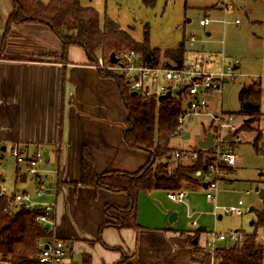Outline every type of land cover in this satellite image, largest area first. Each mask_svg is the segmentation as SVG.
<instances>
[{
  "label": "crops",
  "instance_id": "0c3cea01",
  "mask_svg": "<svg viewBox=\"0 0 264 264\" xmlns=\"http://www.w3.org/2000/svg\"><path fill=\"white\" fill-rule=\"evenodd\" d=\"M225 4L221 6L224 8ZM12 7L13 0L0 1V158L6 144L10 148L18 147L26 155L42 149L45 161L49 160V153H56L59 160L55 191L62 185L63 190H68L63 193L59 212L55 202L53 221L57 229L55 233L54 230L50 232L64 243L66 241L70 258L64 259L63 264H77L75 254L80 256V264H203L200 250L205 248L209 236L207 229L202 224L192 227L190 221L184 223L185 215L197 222L204 214L199 210L195 191L205 187L196 174L195 186L181 184L179 189L185 192L182 202L167 197L171 190H138L132 198L131 214L125 211L130 205L126 191L80 183L83 156L91 159L95 174L116 175L137 172L148 163L149 154L145 151L148 158L143 164L138 153L142 149L131 148L124 141L122 132L127 111L116 80L93 67L84 50L83 55H79L70 53L69 48L66 57H62L61 41L44 23H14L5 32ZM184 59L183 55V64ZM237 67L234 64L233 70ZM182 90L173 95L183 98ZM210 93L214 92L207 95ZM156 97L161 100L160 96ZM184 101H180L181 112ZM120 103L124 109L123 123L118 122L122 114ZM244 121L228 127L226 135L239 134L237 129H243ZM176 135L188 137L183 127ZM240 142L233 144L226 140L225 145L232 148ZM197 143L194 148L199 147ZM16 165L15 178H26L21 170L23 164ZM232 172L228 171L221 183L228 185ZM0 186H3L1 176ZM14 192L20 191L7 194ZM208 202L209 206L213 205ZM77 205L82 211L73 215L72 208ZM107 205L119 207L121 215L106 217L104 208ZM209 209L208 214L213 215V207ZM173 212L175 217L169 220ZM213 217L221 219L222 214ZM75 228L80 234L75 233ZM201 236L204 240L200 246ZM0 257L2 261L1 254Z\"/></svg>",
  "mask_w": 264,
  "mask_h": 264
},
{
  "label": "rangeland",
  "instance_id": "374dc122",
  "mask_svg": "<svg viewBox=\"0 0 264 264\" xmlns=\"http://www.w3.org/2000/svg\"><path fill=\"white\" fill-rule=\"evenodd\" d=\"M48 1L41 0L43 3ZM77 1L83 7L94 9L100 28H104L109 23L114 24L134 43L144 44L149 49L159 52V67H163V63L166 62L163 57L164 53L179 48L183 50L185 65L194 60L203 63L205 70L211 72L219 71L222 65H224V69L228 65H238L233 70V78L227 79V81L223 80L218 91L210 93L206 99L209 103L208 111L212 114L221 110L223 113L234 116L233 120L227 122L226 127L237 125L239 121L246 120L247 126L241 131H239L240 128L237 129L236 132L241 135V142L232 147L239 157V163L229 176L231 182L228 185L219 184L216 200L220 207L236 206L237 202L242 200V215L233 216L219 210L217 214H222V217L214 220L213 215L208 214L211 212L209 208H212L213 205L209 206L204 190L197 188L195 192L199 210L204 213L197 223L204 225L208 234L210 232L228 234L238 231L243 235L251 234L263 239L264 222H259V213H264V194L259 197L254 188L257 187L258 190L264 191V0H153L152 3H146L145 0ZM222 3L231 5L232 10L225 12L221 6ZM204 17L208 19V24L201 26L199 21ZM236 19L240 21L239 24L234 23ZM190 37L194 38L193 45L189 43ZM52 38L59 42L54 36ZM68 50L70 53L79 55L84 53L83 49L76 44L70 45ZM137 54L140 56V53ZM98 58H101L106 64L110 62L108 57L106 59L102 56ZM168 63L174 64L171 61ZM101 71L120 75L122 81L127 83L128 76L120 70ZM243 88L251 89V92L257 96L258 115L251 117L239 115L238 94ZM89 97L88 95L87 99ZM186 102V100L182 102L183 108L186 107ZM120 107L122 114L118 118V122L123 123L124 109L121 103ZM222 125L224 126V124ZM223 126L221 129L224 128ZM217 127V122L212 120L211 114L187 116L183 123V133L188 134V137L183 138L182 135H176L170 138L168 146L171 150L159 159L156 158L153 164L148 165L149 171H154L156 164L162 161H167L171 169L176 164L172 156L174 149L194 148L197 141L200 138L203 139L207 132H210L213 137ZM40 152L43 155V160L37 165V177L27 175L23 165L21 170L26 178L17 180L15 178L17 165L15 159L10 155V145L6 144V150L1 152L0 160L2 184L9 193L15 190H25L29 192L27 193L30 197L32 196L38 201L51 204L57 201L59 209L57 211L59 212L63 204V193H67L68 190H63L62 185L61 189L55 191L59 159L56 157V153L52 152V154L49 153V160L45 161L43 150L41 149ZM138 153L144 164L148 158L147 153L142 150ZM71 170H74V167ZM69 173L68 171L66 175ZM140 173L142 171L138 174ZM39 181L43 184L40 197L36 196ZM71 193L73 194V190ZM68 200L69 195L67 196ZM250 207H252L251 211H249ZM81 211L80 205L72 208L73 215L79 214ZM110 214L112 217L121 215L117 211H112ZM194 218L197 217L194 216ZM191 220L185 215L184 223ZM54 227L52 230L55 233L57 228L54 229ZM67 227L70 228L71 224L68 223ZM75 233L80 234V231L75 228ZM205 234L207 236V233ZM206 238L209 242L211 241L210 237ZM203 240L204 238L201 236L200 246L203 244ZM64 244L65 259L69 260L70 252L66 247V241ZM227 244L232 243L228 240L218 241L215 242L213 249L210 247L201 248L202 263L210 264L213 259V263L216 264L214 258L216 247ZM75 255L77 264H80L78 262L80 256Z\"/></svg>",
  "mask_w": 264,
  "mask_h": 264
},
{
  "label": "trees",
  "instance_id": "16d2710c",
  "mask_svg": "<svg viewBox=\"0 0 264 264\" xmlns=\"http://www.w3.org/2000/svg\"><path fill=\"white\" fill-rule=\"evenodd\" d=\"M152 3L153 0H145ZM40 22L46 24L62 43V57H66L68 47L72 44L80 46L93 64L98 57H109L125 50H135L142 60L150 66L159 65V52L149 49L144 44L134 43L129 36L114 24L104 28L98 25L97 13L91 7H83L77 0H13L6 29L14 23ZM165 68H182L183 50L181 48L163 54ZM171 61L174 64H169ZM168 63V64H167ZM101 72V70H100ZM112 76L119 87L127 117L122 135L131 148L142 149L149 154L148 163L133 174L97 175L92 171L91 159L82 157L81 180L84 186H105L123 190L130 197V205L125 211H132V198L138 190L163 189L178 190L182 183L196 185L195 172L203 166L202 161L183 165L179 160L170 169L167 161L156 164L154 171L149 166L156 158H160L171 150L169 139L174 137L177 117L181 113L179 96H167L161 100L155 95L144 93L132 94L120 75L102 73ZM239 115L251 117L259 114L257 96L251 89H241L238 94ZM246 121L241 128L246 127ZM177 160V159H176ZM138 174L139 172H141ZM10 198L0 197V264H39L38 240L49 241L50 230L35 222L38 209L28 210L24 206H9ZM6 207V208H5ZM5 208L6 210H4ZM117 206L107 205L104 208L106 217L112 211H119ZM259 222H264V213H259ZM108 225V223H105ZM119 226V224H118ZM263 239L245 234L242 243H232L215 249L216 264H263Z\"/></svg>",
  "mask_w": 264,
  "mask_h": 264
},
{
  "label": "built area",
  "instance_id": "2783aa9c",
  "mask_svg": "<svg viewBox=\"0 0 264 264\" xmlns=\"http://www.w3.org/2000/svg\"><path fill=\"white\" fill-rule=\"evenodd\" d=\"M224 9L225 11H230L232 10V6L225 4ZM234 23L239 24L240 21L236 19ZM199 24L201 26H206L208 24V19L204 17L199 21ZM193 41L194 38L191 37L190 44L193 43ZM115 55L118 58V62L115 64H106L101 58H98L92 66L98 70H120L128 76L127 83L129 89L136 93L161 96L180 86L184 87L181 94L185 96L183 95L181 100L185 99L187 101L186 107L183 108L182 112L177 117V122L173 131L174 134L182 130L184 120L187 116L211 114L212 120L216 121L218 126L213 133L212 145L209 148L196 147L193 149H175L172 155L183 164L202 161L203 166L201 169L197 170L195 174L199 178L200 183L205 184L204 194L206 199L213 203V216H216L219 210L225 214L240 216L242 214V200H239L236 206L220 207L216 204L219 184L223 181L228 171L233 170L239 163V157L236 155L233 148L225 145L226 141L224 140L227 131H229V128L225 125L230 120H233L234 116L232 114L223 113L221 110L216 114H212L208 111L209 103L206 99L209 92L216 93L218 91L219 85L223 80L233 78L234 64L228 65L226 69H224V65H222L219 71L211 72L206 71L201 62H190V64L182 68L150 66L146 64L141 56L134 50H125ZM169 95L176 96L171 93ZM222 124H224V126ZM222 126L224 127L223 129H221ZM240 141L241 136L239 134L231 135V143L237 144ZM10 155L15 159L17 164H23L25 166L27 175L37 177V165L43 160V155L40 151H36L31 155H26L21 149L14 146L10 148ZM42 188L43 184L39 181L36 192L37 196H41ZM0 197L10 198L11 202L9 206H13L14 208L24 206L28 210L38 209L39 211L35 217V222L42 226L48 223V230H52L54 226L53 213L55 203L37 202L33 200L27 192L23 191L8 195L6 188L3 186H0ZM167 197L173 201L182 202L185 197V192L180 189L171 190L168 191ZM5 208L3 209L6 210ZM189 224L194 227L197 222L191 220ZM208 237H210L211 241L209 242L207 239L205 248L210 247L211 249L214 248L215 242L218 241L228 240L231 243L240 244L244 239V235L238 231H232L228 234L210 232ZM37 242L40 248L36 259L39 264H63L66 249L62 239L52 236L49 241L41 239ZM262 256L264 258V246L262 249ZM210 264H214L213 259Z\"/></svg>",
  "mask_w": 264,
  "mask_h": 264
},
{
  "label": "water",
  "instance_id": "95a60500",
  "mask_svg": "<svg viewBox=\"0 0 264 264\" xmlns=\"http://www.w3.org/2000/svg\"><path fill=\"white\" fill-rule=\"evenodd\" d=\"M108 59H109V61H110L112 64H115V63L118 62V58L116 57V55H115L114 52H111V53L109 54ZM225 81H226V80H225ZM183 88H184V87L182 86V87H179V88H177V89H174V90H172L171 92L166 93L165 95H161V96L159 97V99L166 98L167 96H169L170 93H171V94H177V93L180 92ZM135 93H136V92H133L132 94H135ZM230 136H231L230 134H227V135L224 137V140H225V141H226V140H230ZM212 142H213L212 134H211L210 132H207L206 135H205V138L202 139L201 141H199V142L197 143V145H198L200 148H209V147L212 145ZM3 149H4V148H3ZM44 156H45V160H47L46 155H44ZM202 187H205V184H203ZM254 190H255L256 192H258V196H259V197H262V196H263V194H264V191H263V190H258L257 187H255ZM250 209H251V207L249 208V210H250ZM174 217H175V212H173V213H171V214L169 215V220H172ZM45 228H46V229H49V224H48V223L45 224ZM202 228L204 229V227H202ZM199 230H200V228H199Z\"/></svg>",
  "mask_w": 264,
  "mask_h": 264
}]
</instances>
